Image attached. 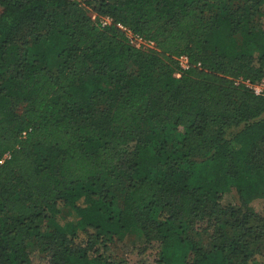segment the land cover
I'll list each match as a JSON object with an SVG mask.
<instances>
[{
  "label": "trees",
  "instance_id": "1",
  "mask_svg": "<svg viewBox=\"0 0 264 264\" xmlns=\"http://www.w3.org/2000/svg\"><path fill=\"white\" fill-rule=\"evenodd\" d=\"M263 79L264 0H0V264H30L29 239L49 264H111L96 244L130 231L155 264H264V224L218 202L264 199V95L241 83Z\"/></svg>",
  "mask_w": 264,
  "mask_h": 264
},
{
  "label": "rangeland",
  "instance_id": "2",
  "mask_svg": "<svg viewBox=\"0 0 264 264\" xmlns=\"http://www.w3.org/2000/svg\"><path fill=\"white\" fill-rule=\"evenodd\" d=\"M60 64V59L52 56L48 61V68L51 72H54L58 65ZM20 105L17 106V109ZM264 150V142L261 144ZM264 162V156H263ZM126 185L121 183L119 185L109 188L107 194V200L112 205L115 210H119L122 203V198L125 194ZM219 204L223 207L230 209H241L248 211L253 214L254 217L249 221V226L252 228H260L264 224V220L257 219V215H260L264 211V199H255L250 202L245 208L242 206L237 194L230 190L228 192L222 193L218 200ZM73 218V213L69 209L62 210L56 217L55 221L59 225L67 223ZM191 235L196 239L197 235L193 232ZM199 239L200 244L203 248H207V237L203 233H200ZM85 240V237L78 233L73 239V243L78 246L81 245ZM96 244V243H95ZM263 243L262 241L256 242L257 250L261 249ZM26 252L30 264H49V253L40 247L38 242L34 239H29L25 242ZM106 249H102L101 245L96 244V248L100 254L108 258L111 264H155L154 258L147 256L142 251L141 247L134 245L133 242V232L121 233L116 242L106 245ZM251 248L252 245H251ZM254 249V248H253Z\"/></svg>",
  "mask_w": 264,
  "mask_h": 264
},
{
  "label": "built area",
  "instance_id": "3",
  "mask_svg": "<svg viewBox=\"0 0 264 264\" xmlns=\"http://www.w3.org/2000/svg\"><path fill=\"white\" fill-rule=\"evenodd\" d=\"M89 18L93 23V25L96 26L97 28L103 29L109 26L115 27L119 32H121L124 35L127 44L135 50H141V51L155 50L154 43L152 41L133 33L132 31H130L128 28H126L121 24H114L112 19L109 18L108 16H96L95 14L90 13ZM175 60L177 62L179 70L185 71L188 69L189 63L185 56H180L178 58H175ZM196 66H199V64H197ZM174 77L178 78L179 73H175ZM241 83L247 89H249L253 95L255 96L264 95V79L256 84H250L248 81H244V82L241 81ZM21 135L23 136L24 133H22ZM8 157H9L8 153H5L0 158V164L4 160L8 159Z\"/></svg>",
  "mask_w": 264,
  "mask_h": 264
}]
</instances>
